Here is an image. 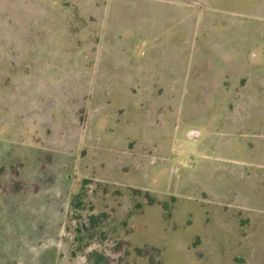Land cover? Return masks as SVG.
Wrapping results in <instances>:
<instances>
[{
	"label": "rangeland",
	"instance_id": "rangeland-1",
	"mask_svg": "<svg viewBox=\"0 0 264 264\" xmlns=\"http://www.w3.org/2000/svg\"><path fill=\"white\" fill-rule=\"evenodd\" d=\"M263 1L0 0V264H264V78L210 70Z\"/></svg>",
	"mask_w": 264,
	"mask_h": 264
},
{
	"label": "crops",
	"instance_id": "crops-1",
	"mask_svg": "<svg viewBox=\"0 0 264 264\" xmlns=\"http://www.w3.org/2000/svg\"><path fill=\"white\" fill-rule=\"evenodd\" d=\"M261 9L263 10V5ZM216 23L220 25H217L219 33L216 34L213 65L210 68L214 72L211 81L216 82L213 90L217 96H227V101L234 103L243 100L263 101V63L257 59L251 61L250 56L254 48L263 46V25L259 30L253 28L252 33V28L242 24L238 18H219ZM253 117L259 120L260 127L263 128V113L258 112Z\"/></svg>",
	"mask_w": 264,
	"mask_h": 264
},
{
	"label": "trees",
	"instance_id": "trees-1",
	"mask_svg": "<svg viewBox=\"0 0 264 264\" xmlns=\"http://www.w3.org/2000/svg\"><path fill=\"white\" fill-rule=\"evenodd\" d=\"M115 250H117L118 252L121 250L122 252V258L120 263H122L123 261H126V259H124V257H128L129 256V252L126 250V246L124 244L121 243V246H118L117 248H115ZM94 254V262L93 264H109L108 262V257L105 256V254L103 253H93Z\"/></svg>",
	"mask_w": 264,
	"mask_h": 264
}]
</instances>
